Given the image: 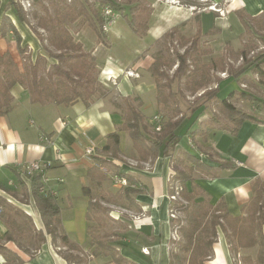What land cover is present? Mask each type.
<instances>
[{"label": "trees", "instance_id": "1", "mask_svg": "<svg viewBox=\"0 0 264 264\" xmlns=\"http://www.w3.org/2000/svg\"><path fill=\"white\" fill-rule=\"evenodd\" d=\"M133 1L94 0L91 5L88 0H81L78 6H72L68 5L67 0H52L54 12H51L44 0H31L32 11H27L20 0H10L5 7L6 12L12 11L20 24L29 27L39 43L40 53L33 62L30 47L22 46L23 39L16 25L9 16L4 15L0 25V39L12 35L16 54L10 50H0V118L13 109L12 92L17 86L28 92L31 104L42 106L50 103L71 106L80 101L91 105L104 97L107 91L99 80L96 56L84 50L83 44L76 40L65 20L71 24H86L96 34L98 44L111 47L103 17V9L107 7L121 15L129 12L130 18L126 19L137 35L144 36L148 32L153 10L145 6L140 8ZM235 14L244 29L251 32L248 16L242 11H236ZM251 20L257 25L262 24L260 20ZM212 32L203 34L199 28L191 40L180 37V40H187L190 46L186 47L183 54L174 47L175 58L168 48V54L154 55L149 72L156 85V103L162 118L160 131H156L157 124L152 121L153 118H148L143 112L144 103L139 97L127 96L122 99V104H116L122 112L120 130L107 135L105 146L94 157L97 164L87 173L89 180L102 189L94 195L91 187L83 188L84 196L89 198L86 214L89 224V255H84L82 248L65 232L61 221L62 209L56 197L40 192L45 173L30 176L23 173L25 178L18 177L19 191L0 184V220L7 226L5 243L0 241V255L5 259L4 264H25L33 260L47 243L51 244L66 264H91L94 259L105 260V264H135L121 255L120 231L111 230L113 218L101 204H121L140 209L134 195L141 190L132 187L137 181L120 168L126 164L121 156L120 132L129 135L138 161L146 162L151 158L171 156L181 143L180 130L186 124L188 127L185 134L190 138L192 149L171 160L175 174L170 181V195L178 185L181 189L179 196L183 201L172 202V209L184 218L172 219L173 230L180 239H171L170 264H207L213 256L220 231L227 239L234 264H264L262 179L257 178L252 182L251 198L241 216H232L223 198L215 204L207 200L197 201L203 190L195 183L196 172L216 179L225 170L236 166L208 145L209 134L220 130L236 136L246 121L258 122L253 112L237 105L239 102L255 108L264 107V51L256 57H249L247 51H240L243 64L238 68L227 63L223 56L205 62L204 56L212 52L201 48L199 42L201 37ZM178 34V28L174 27L165 37L173 41ZM260 38L264 41V37ZM174 66L177 67L176 71L170 75L169 71ZM220 70L227 73V81L232 80L237 84V88L231 92L228 88L223 98H220V93L224 81L212 73L217 74ZM215 82L217 87L210 89ZM242 86L245 89H241ZM200 91L204 93L196 100L198 102L183 111L181 98L187 93L195 95ZM212 104L216 107L215 111L210 110ZM206 110L211 111V117L199 123L200 116ZM195 121L198 127L192 131L189 124ZM105 170L126 179L129 187L117 191L103 188L109 179ZM188 183L191 184V191ZM30 204H34L38 210L40 228L36 227L32 216L21 208ZM120 226L122 231L126 227L122 223ZM9 244L15 245L16 249L9 247ZM61 246L67 250L61 252ZM253 248L258 249L256 257L240 255L241 250ZM20 252L27 256L28 261L24 260ZM70 252L81 253L82 256L71 255Z\"/></svg>", "mask_w": 264, "mask_h": 264}, {"label": "crops", "instance_id": "2", "mask_svg": "<svg viewBox=\"0 0 264 264\" xmlns=\"http://www.w3.org/2000/svg\"><path fill=\"white\" fill-rule=\"evenodd\" d=\"M205 1L212 5H224V0ZM227 2L228 14L242 11L250 19L260 20L264 17V0ZM4 15L9 16L16 25L23 39L22 46L30 47L31 59L35 62L40 53V46L35 35L29 27L20 24L12 11L6 12L2 7H0V25ZM157 36L160 38V34ZM0 50L2 52L10 50L16 54V44L12 35L0 39ZM84 50L89 52L86 47ZM92 54L97 55L94 52ZM107 62L101 64L102 62L100 63L97 58L99 80L108 91L104 97L97 99L91 105H85L81 101L71 106H59L54 103L45 106L31 104L28 92L23 87L17 86L12 92L13 109L0 118V184L13 191H19L18 177L25 178L24 165L32 162L45 165V175L49 180L48 188L54 192L57 203L59 195L63 193L69 201V206L66 208L70 209L75 216L74 221L65 222L63 209L61 215L63 228L71 240L76 239L75 241L80 243L83 253L89 251V244L85 246L89 225L86 218L89 198L84 196L83 188L91 187L94 195L102 189L89 180L87 173L97 164V159L94 157L98 156L105 146L107 135L120 130L122 112L116 104L122 102L123 98L132 96L139 97L143 101L144 113L149 108L143 99L141 88L140 92L137 90L131 94H121L115 92L114 88L108 87L109 79L113 81V85L117 84L115 75L118 73L125 75V72L130 70L111 65L110 62L107 64ZM131 73L128 75L130 79L131 77L141 79L140 74L136 73L133 76ZM227 78H223V83L227 81ZM153 89L156 91L155 84ZM244 104L239 107L253 112L258 122L246 121L236 136L214 130L208 138V145L223 159L234 162L235 168L225 170L216 179L204 177L198 172L194 175L196 185L203 190L197 201L207 200L215 204L223 198L234 217L243 215V209L251 198L252 182L257 178L264 181V107L255 108L250 104ZM158 110L157 106L154 116L159 115ZM209 113L210 110L204 111L198 122L204 123L211 117ZM145 115L152 118L146 113ZM187 127L188 124L183 132ZM125 134L127 133L120 132L121 156L126 160V164H122L120 168L123 173L130 174L136 179L135 189H140L141 192L134 195L139 210L121 204L115 205L122 209V212H116V220H120V224L126 226L122 231L119 224L120 253L135 264H170V243L174 237V230L170 216L172 202L169 200V195L170 181L175 174L171 160L172 157L179 158L192 149L190 138L187 136L191 149L181 148L179 145L169 157L160 156L141 162L138 161L133 145L127 152L123 148ZM92 146H94V153L87 156L86 150ZM108 177L103 188L111 186L112 191L120 190L113 185L110 176ZM188 189L192 190L190 183H188ZM78 194L81 195L78 196ZM21 208L32 216L36 227L40 228L41 220L34 204L21 206ZM6 232V224L0 220L1 242H4ZM8 246L16 249L13 244ZM257 250V248L241 250L240 255L256 257ZM20 254L24 260L28 261L25 254L21 252ZM95 260L91 264H94ZM98 260L103 262L102 259ZM4 263L5 259L0 255V264ZM25 264H66V262L55 252L51 244L47 243L33 260ZM207 264H234L227 239L222 231L214 246L213 256Z\"/></svg>", "mask_w": 264, "mask_h": 264}, {"label": "rangeland", "instance_id": "3", "mask_svg": "<svg viewBox=\"0 0 264 264\" xmlns=\"http://www.w3.org/2000/svg\"><path fill=\"white\" fill-rule=\"evenodd\" d=\"M9 1L10 0H0L1 7L5 8ZM20 1L27 11H32L31 0ZM80 1L81 0H67V3L68 5L78 6ZM227 1L231 0H224V5L219 6L212 5L205 0H134V5H137L140 8L144 6L151 7L153 10L148 32L144 36L137 35L130 28L126 19L130 18L129 12H126L124 15H121V13H116V15H118L117 20L107 29V35L111 42V47L98 44L96 34L86 24H71L67 20H65V24L75 36L76 40H80L84 44V47H86L87 51L91 53L94 52L95 55L97 54L96 57L100 63L102 62L101 64H103L105 61H108L107 64L110 62L111 65L129 69L133 72H125L126 70H124L125 75L124 73H118L115 75V78L110 75L112 78L117 80L116 83L118 85H113V81L109 79L107 84L110 86L108 87L114 88L115 92H120L121 94H131V92H137V90L140 92L141 88L143 90V99L149 106L145 113L149 117L153 118L157 112L155 96L156 91L153 89L155 82L148 70V67L152 64L151 62L154 60V55L157 53L168 54L167 48L171 49L169 53L173 58H175L173 55L175 53L173 49L174 47L178 49L180 54H183L186 47H189L190 44L187 40H180V37L191 40L197 35L199 28L202 29L203 34L213 30L212 34L201 37L199 42L201 48L212 52L210 55L204 56V61L211 62L212 59L223 56L226 58L227 63L233 65L236 68L243 64L241 54L239 53L240 51H247L249 57H256L258 54L264 51V41L262 38H260L264 37V17L260 19V22L262 23L261 25H257L250 18H248L247 21H249L252 31L247 32L242 26L237 15L234 13L228 14L226 11V4L228 3ZM44 2L45 5L49 7L50 11L54 12V8L51 5L52 0H44ZM88 2L91 5L94 4V0H88ZM192 5L193 7H190ZM38 8L39 7H37V9ZM174 27L178 28L179 34L175 35L173 41H171L165 37V34ZM79 33H81L80 36ZM157 34H160V38H157ZM176 68L177 67L174 66L173 69L169 71L170 75H173V73L176 71ZM129 73H131L133 76L138 73L140 74L141 79H136L135 77H131L130 79L128 77V75H130ZM212 73L215 75V77L221 79L227 77V73H222L221 70L220 72H217V74H215L213 71ZM128 80L131 81L129 82ZM216 87L217 83L215 82L210 86V89H214ZM228 88L231 92V90L237 88V84H234V81L232 80L223 83L221 85L220 98H223L227 95L226 91ZM105 89L108 91L106 87ZM174 89H176V85L174 86ZM241 89H245V86H242ZM202 93H204V91H200L195 95L187 93L184 98H181L182 100L180 101V106L182 109H184L183 111H185L189 105L194 103L196 104L198 102L196 100L202 95ZM120 103L122 104V102ZM241 105L245 104L243 102H239L238 106ZM210 110H216L214 104L210 106ZM189 113L190 112H187L186 114ZM185 126L180 130L182 139L179 145L181 148L186 147L187 149H191V146L188 144V137L185 134L186 131L183 132ZM189 126L192 131H195L198 127V124L195 121L190 123ZM123 148L126 152L132 149V141L128 134H125ZM78 189L80 190V187H78ZM80 195L81 194H78V196ZM178 202L183 203L181 199H179ZM58 203L62 211L65 210L63 213L65 222L74 221L75 216L70 212V209L66 208L69 206V201L63 195V193L59 195ZM101 204L103 207L107 208L109 216L111 215L113 218L114 223L112 224L111 230L119 229L120 220H116V212H122V209L115 205H109L105 203ZM178 217L179 219L184 218L181 214H178L177 218ZM178 238L180 239V237L176 234L174 239ZM75 240L73 239L72 241L80 245V243L76 242L77 240ZM86 241L87 242L85 243V246H88V233ZM66 250L67 248L61 246V252H65ZM88 253H84V255H89ZM69 254L82 256L81 253L79 254L70 252ZM103 262H105V260H103ZM103 262H100V260L96 259L94 264H105Z\"/></svg>", "mask_w": 264, "mask_h": 264}, {"label": "built area", "instance_id": "4", "mask_svg": "<svg viewBox=\"0 0 264 264\" xmlns=\"http://www.w3.org/2000/svg\"><path fill=\"white\" fill-rule=\"evenodd\" d=\"M103 17L106 21L105 30L107 31V29L115 23V21L118 18V15H116L115 12H113L110 8L107 7L105 9H103ZM152 121L157 124L156 131H160L161 130V122H162L161 116L160 115L154 116ZM93 153H94V146H92L86 150L87 156H91V155H93ZM45 170H46V166L40 164L39 162L28 163V164H25L23 167V173L27 176L33 175L35 173H45ZM106 173L108 174V176H110V179L112 180L113 185L116 188L122 189V188L129 187V183L126 179H122L116 175L109 174L107 171H106ZM48 181L49 180L47 179L46 175H44L43 176V186L41 187L40 192L41 193H48L52 196H55L54 192L48 188ZM132 187L135 188V186H132ZM174 190H175V192L173 194L169 195V200L171 202L178 201L180 199V196H179V193L181 190L180 187L178 185H176ZM171 205H173V204H171ZM0 214H1V209H0ZM177 215L178 214L173 211L172 206H171V213H170L171 219H176ZM175 235H176V232L174 233L173 238H175ZM59 250H61V249H59Z\"/></svg>", "mask_w": 264, "mask_h": 264}]
</instances>
